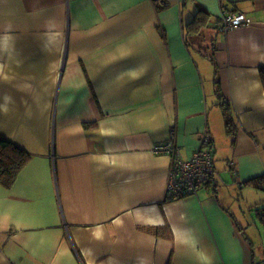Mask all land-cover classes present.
<instances>
[{
    "label": "crops",
    "instance_id": "crops-1",
    "mask_svg": "<svg viewBox=\"0 0 264 264\" xmlns=\"http://www.w3.org/2000/svg\"><path fill=\"white\" fill-rule=\"evenodd\" d=\"M204 131L214 183L165 203L156 147L188 158ZM0 138L31 157L0 184V264H254L264 0H0Z\"/></svg>",
    "mask_w": 264,
    "mask_h": 264
},
{
    "label": "built area",
    "instance_id": "built-area-1",
    "mask_svg": "<svg viewBox=\"0 0 264 264\" xmlns=\"http://www.w3.org/2000/svg\"><path fill=\"white\" fill-rule=\"evenodd\" d=\"M251 15L246 13H225L222 15L219 27L224 31L238 28L251 22ZM199 144L195 151L184 158L178 151L173 139L169 138L156 147L159 153L169 156L170 164L167 170L165 200L168 202L195 195L202 187L211 185L215 180V164L211 138L207 131L200 134ZM254 264H264L257 261Z\"/></svg>",
    "mask_w": 264,
    "mask_h": 264
},
{
    "label": "trees",
    "instance_id": "trees-1",
    "mask_svg": "<svg viewBox=\"0 0 264 264\" xmlns=\"http://www.w3.org/2000/svg\"><path fill=\"white\" fill-rule=\"evenodd\" d=\"M201 12L202 10L198 9L195 12L194 19L189 22L190 26L194 27V29H197L203 23L204 17L200 16ZM220 103L222 106V113L224 114V125L226 127V132L229 137H231L233 142L236 137V124H234L232 119V112H230L229 104L224 101ZM30 158V154L20 146H16L8 139L0 138V184H2L7 189L10 188L19 175L21 168L28 162ZM245 184H251L255 188L263 191L264 173H262V175L250 178L249 180L245 181ZM255 212L257 219L264 225V204L261 207H256ZM245 239L248 240L246 236ZM257 261H264V259L256 260L254 262Z\"/></svg>",
    "mask_w": 264,
    "mask_h": 264
},
{
    "label": "rangeland",
    "instance_id": "rangeland-1",
    "mask_svg": "<svg viewBox=\"0 0 264 264\" xmlns=\"http://www.w3.org/2000/svg\"><path fill=\"white\" fill-rule=\"evenodd\" d=\"M168 164H169L168 165V168H169V166H171L170 160H169ZM166 176H167V174H166ZM166 181H167V178H166ZM165 187H166V182H165ZM248 188L252 191H257L261 196H263L262 201H259V203H258V206H260V207L263 206V204H264V191L261 192L258 190H254V188H252L251 186ZM165 191H166V188L164 190V194H165ZM238 197L240 198L239 201H240L241 205L244 206L243 209L245 210L244 216L238 214V216H237L238 221H241L244 233H246L247 237L252 241V245L254 246L255 256L259 257L261 259H264V225L261 221H259L257 219L255 210H250L247 208L245 198L241 197L240 194L238 195ZM162 200H164L165 203L168 202L167 200H165L164 195H163Z\"/></svg>",
    "mask_w": 264,
    "mask_h": 264
}]
</instances>
